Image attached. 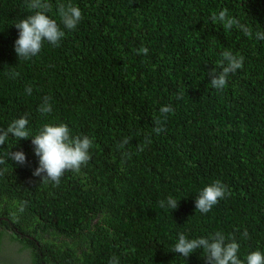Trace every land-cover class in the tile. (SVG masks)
I'll return each mask as SVG.
<instances>
[{
    "label": "trees",
    "instance_id": "16d2710c",
    "mask_svg": "<svg viewBox=\"0 0 264 264\" xmlns=\"http://www.w3.org/2000/svg\"><path fill=\"white\" fill-rule=\"evenodd\" d=\"M60 2L83 19L24 60L14 24L31 14L27 0H0V129L25 115L33 133L63 122L93 139L91 159L54 186L33 176L30 139L10 136L0 146V243L7 237L18 260L29 253L21 264H206L199 249L187 258L170 250L180 233L217 231L240 242L242 259L264 251V41L254 35L264 32V0H50L57 21ZM222 9L253 36L212 23ZM225 50L244 63L218 91L208 73ZM45 96L48 115L38 111ZM166 105L174 112L156 134ZM215 180L231 194L201 214L195 198ZM169 196L179 200L171 211L159 204Z\"/></svg>",
    "mask_w": 264,
    "mask_h": 264
},
{
    "label": "clouds",
    "instance_id": "9594fccd",
    "mask_svg": "<svg viewBox=\"0 0 264 264\" xmlns=\"http://www.w3.org/2000/svg\"><path fill=\"white\" fill-rule=\"evenodd\" d=\"M52 7L50 0H27L26 8L31 14L14 24L18 30V37L13 46L17 59L28 60L37 56L46 42L52 46H59L66 35L65 30H75L83 19L81 9L71 2L57 3L56 14L59 21L48 14ZM210 21L221 23L225 30L236 27L245 36L249 38L253 36L251 28L241 24L235 17L229 16L227 9H222L218 13L214 12ZM254 35L257 40L264 41V32L257 31ZM147 52L148 48L143 46L137 50L138 54L146 55ZM221 57L220 64L213 67L208 73L211 87L218 91L225 89L230 74H235L237 70L243 67L244 63L242 55H235L230 50L223 51ZM16 75L18 73L14 74V77ZM25 92L31 95L32 88L26 87ZM182 95L183 93H181V97ZM38 111L42 115H48L53 111L49 97H43L42 103L38 106ZM172 112L174 109L171 105L160 108V117L154 120L153 132L159 134L162 130H166L163 123L167 119V115ZM10 136L15 138L17 142L21 139H30L33 154L38 158V166L33 170V176L40 177L45 183L52 182L54 186L60 184L61 178L66 172L79 173L82 167L89 163L91 159L90 150L94 146L91 137L82 134L74 135L72 129L63 122L44 123L33 133L26 115L14 119L6 129H0V146H3ZM145 142L150 143V140L146 139ZM128 143L129 138L126 137L117 147L123 149ZM139 150L142 151L143 147L141 146ZM9 155L11 160L19 165L27 163L23 151H10ZM123 155L127 157L130 154L124 152ZM4 162L3 159H0V164ZM230 194L227 185L220 180H215L204 186L196 196L195 210L201 214H207L214 205ZM178 201L169 196L166 198V202L161 200L159 204L161 208L167 207L171 211L178 207ZM19 211H24L23 205L20 206ZM1 220H7V218H1ZM242 235L245 239L248 238L247 229ZM198 249L205 253L203 258L206 264H264V251H250L242 259L240 257V242L234 236L226 237L221 231H217L211 236L197 238H188L185 234L180 233L170 251L187 258ZM108 264H119V261L113 257Z\"/></svg>",
    "mask_w": 264,
    "mask_h": 264
},
{
    "label": "rangeland",
    "instance_id": "374dc122",
    "mask_svg": "<svg viewBox=\"0 0 264 264\" xmlns=\"http://www.w3.org/2000/svg\"><path fill=\"white\" fill-rule=\"evenodd\" d=\"M14 253L15 251L12 249L10 240L7 237L2 238L0 243V262H2L3 264H21L22 260L25 258V255L29 254L27 252H24V256H20L18 260L19 256H16V258L13 257Z\"/></svg>",
    "mask_w": 264,
    "mask_h": 264
}]
</instances>
